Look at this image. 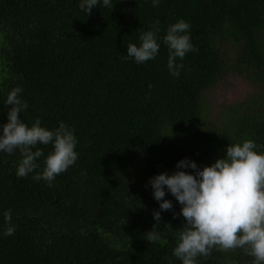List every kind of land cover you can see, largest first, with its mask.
I'll return each instance as SVG.
<instances>
[{
	"label": "trees",
	"instance_id": "16d2710c",
	"mask_svg": "<svg viewBox=\"0 0 264 264\" xmlns=\"http://www.w3.org/2000/svg\"><path fill=\"white\" fill-rule=\"evenodd\" d=\"M81 2L0 0V134L7 96L19 87L24 123L39 118L55 130L63 122L78 141V159L51 186L34 177L52 144L33 148L43 155L23 178L20 150L0 152V264H182L174 255L182 205L165 186L173 208L161 210L150 180L194 174L177 164L187 158L202 170L231 143L264 146V0H111V8L100 0L91 15ZM181 19L198 50L177 58L184 67L173 76L163 37ZM157 28L155 59H125L128 44ZM233 75L255 92L225 104L216 125L207 93ZM253 260L240 248H213L197 264Z\"/></svg>",
	"mask_w": 264,
	"mask_h": 264
},
{
	"label": "clouds",
	"instance_id": "9594fccd",
	"mask_svg": "<svg viewBox=\"0 0 264 264\" xmlns=\"http://www.w3.org/2000/svg\"><path fill=\"white\" fill-rule=\"evenodd\" d=\"M103 6L112 7L111 0H102ZM158 7L160 0H152ZM100 0H82L81 10L91 15ZM159 24V21H156ZM190 24L183 19L170 25L163 42L168 47V68L173 76H179L186 54L197 51L191 43L188 30ZM159 29L145 31L139 37L141 43L127 45L125 59L134 58L137 64L155 59L160 44L157 42ZM151 87V86H150ZM23 90L14 88L7 96L5 106L8 122L2 125L0 152L12 154L17 148L22 159L16 175L20 178L38 168L36 161L43 155L41 149L33 151L39 143L52 144L53 151L47 156L42 173L34 179H41L51 186L55 178L66 172L78 159L75 151L78 143L74 130L63 122L55 130L41 126L39 118L31 127L21 119V113L28 108L18 94ZM258 146L250 139L242 143L230 144L224 158L217 159L211 166L202 170L194 161L187 158L177 164V168H191L194 174L177 171L172 175L161 173L150 180L154 198L161 201L160 209L173 208L170 200L164 199L167 190L182 205L181 213L185 218L183 230L178 233V244L174 255L182 264H197V257L210 256L213 248L220 251L243 249L246 255L254 258L253 264H264V152H257ZM6 222L11 221V210L4 213ZM154 218L161 220L160 212ZM155 228V227H154ZM14 228L9 227L6 236L12 235ZM149 239L155 238L154 229L148 233Z\"/></svg>",
	"mask_w": 264,
	"mask_h": 264
},
{
	"label": "rangeland",
	"instance_id": "374dc122",
	"mask_svg": "<svg viewBox=\"0 0 264 264\" xmlns=\"http://www.w3.org/2000/svg\"><path fill=\"white\" fill-rule=\"evenodd\" d=\"M253 91L255 92V87L236 75L229 76L225 81L211 89L207 93V99L214 123L219 125L223 115L221 109L225 104H230L231 101L238 98H244Z\"/></svg>",
	"mask_w": 264,
	"mask_h": 264
}]
</instances>
